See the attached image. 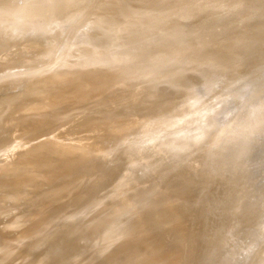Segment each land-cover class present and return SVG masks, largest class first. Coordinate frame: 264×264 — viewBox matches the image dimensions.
I'll return each instance as SVG.
<instances>
[{"label": "water", "instance_id": "obj_1", "mask_svg": "<svg viewBox=\"0 0 264 264\" xmlns=\"http://www.w3.org/2000/svg\"><path fill=\"white\" fill-rule=\"evenodd\" d=\"M0 264H264V0H0Z\"/></svg>", "mask_w": 264, "mask_h": 264}]
</instances>
